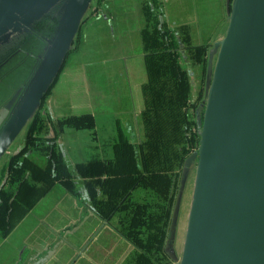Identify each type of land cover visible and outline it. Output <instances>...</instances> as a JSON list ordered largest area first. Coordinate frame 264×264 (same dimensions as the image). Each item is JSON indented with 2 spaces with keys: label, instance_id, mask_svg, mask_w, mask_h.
Masks as SVG:
<instances>
[{
  "label": "water",
  "instance_id": "95a60500",
  "mask_svg": "<svg viewBox=\"0 0 264 264\" xmlns=\"http://www.w3.org/2000/svg\"><path fill=\"white\" fill-rule=\"evenodd\" d=\"M92 2L0 0V48L34 34V25L45 16L58 20L51 39L42 42L27 85L0 109V161L14 155L12 144L61 72L93 12ZM56 5L59 10L50 13ZM226 14L225 35L215 43L217 60L214 54L208 59L201 143L185 161L166 244L176 264H264V0H226ZM191 84L195 93L193 73ZM196 162L180 258L175 250L180 209Z\"/></svg>",
  "mask_w": 264,
  "mask_h": 264
},
{
  "label": "crops",
  "instance_id": "0c3cea01",
  "mask_svg": "<svg viewBox=\"0 0 264 264\" xmlns=\"http://www.w3.org/2000/svg\"><path fill=\"white\" fill-rule=\"evenodd\" d=\"M91 7L46 107L51 117L47 136L54 139L74 175L75 193L55 181L8 234L0 233V264H127L133 248L116 230L118 217L103 221L95 213L85 185L90 177L80 176L78 167L95 173L94 167L98 171L103 167L94 163L98 161L111 171L121 139L137 145L146 139L141 122L148 80L142 38L146 8H161L168 27L182 28L194 45H209L207 58L214 54V62L220 52L215 43L225 35L228 22L226 0H93ZM197 24L201 28L196 29ZM81 115L93 117V128L60 131L57 124L51 126ZM26 128L9 152L24 146ZM79 142L84 143L83 152L70 161L68 153L80 149ZM6 162L7 155L0 161L1 172ZM37 162L47 165L44 157ZM67 201L70 207L61 208Z\"/></svg>",
  "mask_w": 264,
  "mask_h": 264
},
{
  "label": "trees",
  "instance_id": "16d2710c",
  "mask_svg": "<svg viewBox=\"0 0 264 264\" xmlns=\"http://www.w3.org/2000/svg\"><path fill=\"white\" fill-rule=\"evenodd\" d=\"M162 12L161 8H146V27L142 31L148 75L143 86L146 108L141 115L146 139L142 145L121 139L115 168L111 171L98 161L94 163L103 167L100 171L94 167L97 173L88 167L82 170L83 166L78 167L80 176L90 177L85 185L95 213L103 221L111 222L118 217L116 230L133 248L127 264H176L167 254L166 244L185 161L201 143L209 45H194L182 28H169ZM50 18L53 24L48 32L42 33L40 26ZM56 24L54 17L45 16L34 25V34L0 48V52H6L22 41L32 40L30 53L34 63L23 87L37 66L43 40L52 37ZM79 39L80 32L70 53ZM29 58L27 56L22 65L25 66ZM10 63L5 62L3 66ZM61 72L27 125L24 148L6 163L7 174H3V178H7L8 188L6 185L0 188V233L3 235L14 228L55 181H62L75 193L74 175L67 169L54 139L47 137L51 117L46 107ZM191 72L197 84L195 93ZM55 124L60 131L67 127L93 128L94 119L91 115L70 116L54 121L51 126ZM29 153L46 158V167L27 156ZM3 170L5 172V168ZM104 175H107L105 180ZM94 176L101 178L94 180ZM33 181L43 185L32 184Z\"/></svg>",
  "mask_w": 264,
  "mask_h": 264
},
{
  "label": "rangeland",
  "instance_id": "374dc122",
  "mask_svg": "<svg viewBox=\"0 0 264 264\" xmlns=\"http://www.w3.org/2000/svg\"><path fill=\"white\" fill-rule=\"evenodd\" d=\"M56 7H57V5L52 7L50 13L54 12L56 14V12L59 10V8H56ZM54 19L57 21V24H58V20L56 18H54ZM52 24L53 23H51V25ZM57 24H56V26H57ZM48 26H49V24H48ZM195 28L199 29V28H201V25L197 24ZM40 31L42 33H45L46 31L48 32V30H45V29H42ZM196 31L200 32L199 30H196ZM47 38L51 39L50 36H47ZM30 47H31V45H30ZM24 59H25V57L21 56L19 58L20 61L18 62V64L19 63H21V64L25 63V62H23ZM32 64H33V61L30 60V61H28V63H26L25 66L21 65V66L15 68V65H16L15 64V65L10 66L9 68H7V70L5 71L6 73H8V71L13 70L14 68L15 69L13 71H11V73L9 74L8 77L4 78L0 82V106L3 103L5 104V102H7L10 99V97L15 92V90L19 89L21 87V85H23L24 82H26L28 80V76H29V73L31 71L30 67L32 66ZM88 73H89V69H88ZM1 107H0V109H1ZM83 147H84V143L83 142H79L78 145H77V148H80V149H74L73 151H70L68 153V159L70 161H71V159H78L81 156L82 152H83ZM197 165L198 164L196 162L195 166H193V169H192V172H191L192 175H191L190 180L188 181V183L186 185L184 196H183V200H182V203H181L180 216H179V222H178V228H177V234H176V241H175V250H176V252H177V254H178V256L180 258L182 256V251H183L185 240H186V236H187L188 217H189V212L191 210V204H192V197H193V189H194V186H195V174H196ZM48 196H46V198ZM69 207H70V205H69L68 201L64 202L61 205V208H63V209H67Z\"/></svg>",
  "mask_w": 264,
  "mask_h": 264
},
{
  "label": "flooded vegetation",
  "instance_id": "af4514ba",
  "mask_svg": "<svg viewBox=\"0 0 264 264\" xmlns=\"http://www.w3.org/2000/svg\"><path fill=\"white\" fill-rule=\"evenodd\" d=\"M51 19H49V20H46V22L45 23H43L42 24V26H40V28L41 29H45V30H47V29H50V21ZM48 24H49V26H48ZM30 43H31V40H26L25 42H21V43H19L18 45H17V47H15V48H11V49H9V50H7L6 52H0V82L4 79V78H6V77H8L9 76V74L11 73V71H13L16 67H19V66H21L22 64H18V62L20 61L19 60V58L21 57V56H24L25 58L27 57V56H30V58H29V61L30 60H34V57L31 55V47H30ZM5 62H7V64H9L10 62V65H8L9 67L10 66H13V65H15V68L13 69V70H11V71H8V73H6L5 71L7 70V68H8V66H6V67H4L6 64H5ZM23 62H26V59H24L23 60ZM34 63V62H33ZM4 65V66H3ZM26 65V64H25ZM23 66V65H22ZM4 68H6V69H4ZM21 87H22V85H21ZM19 88V87H18ZM16 91V90H15ZM14 94V93H13ZM12 94V95H13ZM6 103V102H5ZM4 104V103H3ZM2 104V105H3ZM1 105V106H2ZM0 106V107H1ZM48 138H49V136H47ZM24 148V146L20 149V150H18V151H16V153H14V155H17V154H19L21 151H22V149ZM27 156H29L30 158H33V159H35L36 161L38 160V158H37V156L36 155H34V154H32V153H29V155L27 154ZM7 162H8V160H7ZM6 162V163H7ZM39 163H40V161H38ZM3 174L5 175V174H7V167L5 168V172L2 170V172L0 171V188H2L3 186H5L6 185V187H7V178H3L4 176H3ZM6 183V184H5Z\"/></svg>",
  "mask_w": 264,
  "mask_h": 264
}]
</instances>
